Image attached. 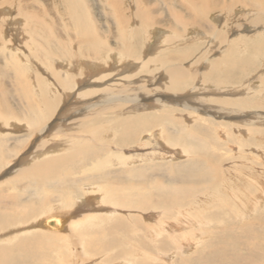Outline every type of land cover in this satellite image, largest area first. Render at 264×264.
I'll use <instances>...</instances> for the list:
<instances>
[{"label": "bare ground", "instance_id": "1", "mask_svg": "<svg viewBox=\"0 0 264 264\" xmlns=\"http://www.w3.org/2000/svg\"><path fill=\"white\" fill-rule=\"evenodd\" d=\"M18 1L20 2L15 7L12 0H0V26L7 23L9 19L6 16L10 11L6 7L7 3L18 9H16L17 13L12 14H21L23 7L20 5L25 4L26 1ZM120 1L122 5L126 1L127 8L134 4L133 16L137 18V22H140L138 27L129 26V18L123 15L124 9L122 5L120 6ZM147 1L44 0V8L36 10V13L39 16L41 12H44L48 18V25L42 16L33 20L35 21L33 24L30 11L29 13L26 11L29 16L25 15L23 25L19 27L20 30L23 26L25 36L21 33V40L17 41V44L12 42L11 36L8 35L7 38L5 35L9 32L6 33L5 29L0 27V82L4 83V89H0V108H3V110L0 109L2 126L0 127V170L10 167L11 159L18 156V152L29 142L28 138L35 133L41 136L46 135L52 130L53 125L46 122L53 119L55 110L53 108L62 101L61 97L64 99V97L74 96L75 104L82 105V108L75 111L76 114L70 121L72 132L76 133H69L64 127L55 126L57 129L54 132L62 140L59 145L66 144L67 149L52 152L42 148L45 152L39 151L38 158L31 155L30 159H25L26 161L21 159L18 164H14V167L4 172V177L9 173L12 175L8 176L10 178L7 179L8 186L0 190V264H61L60 261L64 257L60 258V249L64 250L60 254H70L71 260L67 264H175L178 257L182 259L181 256L188 249L200 246L202 237L207 232L206 226L213 221V213H208L213 197L220 202L223 199L220 196L222 193L229 195L231 200L228 202V208H231L233 218L237 220H242L241 218L246 216L248 218L256 210L260 212V208L264 207V165L259 169L220 166L221 168L217 169L219 174H217L214 167L208 165L205 158L199 155L209 152L210 158L221 163L223 159L219 157L220 152L229 149L235 150L241 157L245 156V160L250 162L254 159L259 160L260 165L264 162V125L261 127L264 122L258 121L263 118L264 91L262 89L264 86L247 85L248 92L242 94L241 98L236 97L239 96L237 95L239 91H233L236 93L230 92L231 89L229 92L228 90L220 91L224 89L222 86L232 83V80L235 82L234 76L238 79L235 83H239V79L245 73L258 66L256 61H262L261 65L264 67V59L260 57L264 48V39H262L264 37H257L260 28H255L264 19V7L260 8L259 13L249 15L247 23L251 26V31L250 27H245L247 30L243 29L249 32L248 35L234 39L236 46H229L228 52L232 53L231 51L236 49L238 54L236 56L239 57L233 59L228 53L225 61L220 62L217 59L202 61L203 58L197 55L191 57L190 51L196 47L198 43L196 38L200 37L198 35L185 37V46L177 47V50H180H176L177 52L171 45L162 50L166 37L161 39V36L166 35L165 32L157 30L158 33H151L156 40L152 43L148 41V34L153 24L155 26L165 22L169 23L167 27L170 28L172 22L183 24L187 17L189 20L202 22L200 25L206 24L204 13H201L204 2L203 6L196 8L194 5L196 3L192 0H156L158 3L153 2L151 7L152 12L156 14L150 15L148 11L152 4ZM263 1L253 0L251 4L257 7L263 5ZM27 2L30 1L27 0ZM141 2L147 3L145 9L142 7L144 10L140 8ZM38 3L35 1L33 5L36 9L39 6ZM210 3V6L204 7L205 14L211 6L217 7V0H211ZM60 4L63 6L61 11H58L57 7H60ZM173 4L178 10L173 8ZM27 5L25 7H28ZM163 9L167 10L166 15ZM184 12H187V17L181 14H185ZM60 15L65 18H59ZM20 18L21 16L19 20ZM218 18H213L212 22H218ZM51 23L63 25L61 31L64 35L61 33L59 35L58 31L56 33L52 27L50 29ZM9 24L17 26V23ZM206 25L204 27L207 29L211 27L209 24ZM45 29L49 32H45ZM220 32L209 33L213 38L212 41L220 42L223 39ZM262 34L264 36V32ZM175 37H177L176 34ZM110 41L114 45L111 43V46ZM249 45L254 49L253 53L249 52L250 58L243 55L245 52L248 53ZM142 49H145L144 52ZM118 56L120 61L125 59L132 61L118 68ZM7 60H11V64L7 63ZM54 61H60V63L53 66ZM199 62L207 63V73L203 74L198 67L195 69L198 74H201L202 82L206 85L211 83L219 88L220 92L214 91L210 94L235 97L207 98L209 101L206 99L207 102H205L202 99L199 102L197 97L207 94L196 90L198 82L194 84L193 81L198 76L192 75L186 70L187 67L182 65V63H188L189 66L194 67ZM40 65L43 66V70L39 69ZM114 68L121 70L117 74H124L122 78L120 76L116 79L112 76L116 73ZM135 69L137 73L129 74ZM262 70L264 72V68ZM27 71L34 73L32 80L23 75V72ZM155 71L164 72V74L154 75ZM125 73L128 74L125 75ZM140 74H148V76L139 77L142 80L141 84L139 79L134 81L133 78ZM260 76H263L264 81V73ZM128 80L131 82H123ZM201 86H198V89L202 88ZM204 89L205 87L202 90ZM159 90L162 92L166 90L173 95L170 96L166 92L162 95ZM14 91L19 94H13ZM15 95L19 99H16ZM147 96H154V99L152 98L154 101H150L149 97L145 98ZM63 101L65 105L63 108H65L67 102ZM148 101L158 103L161 110L150 111L156 107H152ZM167 103L176 104L178 108ZM202 109L207 111L205 113L213 110L211 112L222 114L238 115L236 112L251 114L245 118L238 116L240 125L228 126L226 123L211 120V114H207L211 116L210 118L199 115L198 110ZM173 114H177L176 116L180 119H174ZM189 117L197 121L195 125L192 124L193 127L186 124V119ZM16 124H23L24 127ZM8 127L15 129L16 135L6 130ZM227 128L230 129L227 130ZM232 128L238 135L247 133L249 136L246 141H243L242 137H236L238 143L230 149L220 139L224 134L227 136L231 134ZM161 137L169 147L178 148L166 150L164 143L162 144L160 140ZM215 140L217 144L214 143ZM45 142L47 141L43 140L42 145H46ZM245 146L249 149L244 150ZM229 150H227L228 153ZM254 151L257 154L260 153L258 157L251 156ZM180 156H183L185 161L172 164V161L179 159ZM160 162H167L170 169L176 170L175 174L165 178L171 183L156 180L155 173H145L148 169L154 170L156 166H161ZM182 171L188 174L181 175ZM216 177L219 183L212 188L209 187L210 184L207 185L206 190L209 192L196 188L197 184ZM145 179L148 181L142 183L141 180ZM174 181H182V184H194V186L184 187ZM1 182L3 180H0V185ZM8 192L13 194L8 195ZM98 198L100 200H97ZM98 203L99 209L91 208L92 204ZM37 207H42L41 211L51 207L70 210L65 212L56 210L55 213H49L37 219L38 212L35 211ZM101 210L104 211L100 212ZM157 216H160L159 221L152 220ZM261 224L258 223V227H261ZM57 239L59 241L63 239L65 245L56 247L57 251H54L56 255H51V259H46V256L44 258L47 246L55 248L52 242ZM252 240L254 242L248 244L249 247L256 245L257 239ZM13 241H15L14 244L8 245ZM56 243L60 242L56 241ZM210 243L211 241L208 244L211 245ZM225 245V249L230 247ZM165 248L172 251L173 260L178 256L175 262L171 256L166 255L168 251L164 250ZM65 249H68V252ZM196 252L200 254L204 251L202 248H196ZM182 260H184L182 263L189 264L187 257ZM197 260L204 262L203 264L208 263L207 258ZM199 261L195 264H202Z\"/></svg>", "mask_w": 264, "mask_h": 264}, {"label": "rangeland", "instance_id": "2", "mask_svg": "<svg viewBox=\"0 0 264 264\" xmlns=\"http://www.w3.org/2000/svg\"><path fill=\"white\" fill-rule=\"evenodd\" d=\"M14 1V6L16 5V6H18V3L20 2V1H18V0H12V2ZM26 2H25V4L24 3H21V5L20 6H22L23 7V9H22V11H21V14H16V15H14L15 13H17V11H16V9L17 8H14V7H11L10 5H9V3H7L6 4V7L10 10L9 11V14L7 13V17L9 18L8 19V21H7V23L5 22V23H3V25L2 26H0L3 30L5 29V31H6V33H7V31L9 32V33H5L4 35L5 36H7V38L9 37V36H11V40H12V42L14 43H16L17 41L19 42L21 39V37H22V34L21 33H23V35L25 36V33H24V31H23V26H21V29H22V31H21V29L19 30V27H20V25H23V23H24V21H25V15H28L29 16V14H31L30 16H32L31 17V19H32V23L33 24H35V21H33V20H37L38 18L37 17H40V16H42L43 17V20L45 21V22H47V25H48V18H47V16H46V14L44 13H40L39 14V16H38V14L36 13L38 10H42L43 8H44V0H28V1H30V2H27V0H25ZM35 1L36 2H39L38 3V8L36 9V7L35 6H33L34 5V3H35ZM146 1V0H145ZM149 1V3L151 2V4H152V6H150V8L151 7H153V4L156 2V3H158V1H153V0H148ZM148 1H147V3H148ZM194 3H196V4H194V5H196V8L197 7H199V6H203L202 7V12L201 13H204L203 14V17L204 18H206V20L204 21V23H206V24H209L211 27L210 28H205L204 27V25H206V24H204V25H200L202 22H195L194 20H189V18L186 16V15H188L187 14V12H184L185 14H183V13H181L183 16H186L187 17V20L185 21L186 23H187V25H185L186 23L184 22L183 24H181V23H176V22H172L171 24V27L169 28V27H167V25L169 24V23H165V22H162L161 23V25L159 24H155V26H154V24L151 26L152 27V29H150L151 31L149 32L150 34H148V37H149V42L150 43H152L154 40H156V37H153L154 35H152L151 33H158V31H161V32H165L166 33V35L165 34H163L161 37V39H163V37L165 38V41L166 42H164V44H162L163 46H162V50L163 49H166V47L167 46H170L171 45V47L173 46V47H175L174 48V50H175V52H177V51H180V50H177L178 48H179V46H183L184 44H185V42H186V38L187 37H192L193 35V37H197L196 35H198V36H200V37H198V38H196V42H198L195 46L196 47H194L193 49L194 50H191L190 51V55H191V57H194L195 55H197V56H199V57H201V58H203V59H201L202 61H204V59H206V60H211V61H213L212 59H217V60H219L220 62H223V61H225V56L229 53V55H230V57L231 58H233V59H237L239 56H236V55H238L237 54V52H236V49H235V51H231L232 53H230V52H228L229 51V48L233 45V47H234V45L236 46V44L234 43V39H238V38H241V37H244V36H246V35H248V33L249 32H246L245 30H243V29H246L247 30V28H245V27H250L249 28V30L251 31V26L249 25V23H247V19H248V17H249V15H252V14H257V13H259L260 11H261V9L260 8H263L264 7V4L263 5H260V6H252V2H253V0H217V7H213V6H211V8H208L207 10L209 11H206V14H205V10H206V8H204L206 5H211V0H192ZM207 1H209L208 3H207ZM41 2V3H40ZM96 2H97V0H96ZM154 2V3H153ZM204 2V4L202 5V3ZM220 2V4H218ZM264 2V1H263ZM27 3H29L28 5H27ZM32 3V4H31ZM142 3V6L140 5V8L141 9H145L146 8V2L143 4V2H141ZM24 4V5H23ZM250 4V5H249ZM8 5V6H7ZM25 5H27L28 7H25ZM41 5H42V7H41ZM61 6L60 7H57V9H58V11H61V7L63 6L62 4H60ZM122 5V3H121V1H120V6ZM126 5V6H125ZM156 5V4H155ZM209 5V6H210ZM225 5V6H224ZM15 6V7H16ZM131 6V7H130ZM129 6V8H127L128 6H127V3H126V1H124V5H122V8L124 9H122L123 10V12H124V16H125V18H129V21H130V24H129V26L131 25V27H133L134 25V28H136V27H138V25L140 24V22H137V18L136 17H134L133 15H134V11H135V7H134V4H131ZM173 6V8L175 9V10H178L177 8H176V6L173 4L172 5ZM10 7V8H9ZM143 7V8H142ZM13 8V9H12ZM34 8V9H33ZM131 8V9H130ZM222 8V9H221ZM143 9V10H144ZM212 9V10H211ZM18 10V9H17ZM37 10V11H36ZM55 10V9H54ZM142 10V11H143ZM152 10H153V8H151V9H149V14L150 15H153V14H156L155 12H152ZM164 11H163V13L166 15L167 14V10L166 9H163ZM253 10V11H252ZM26 11H27V13H29L28 11H30V13L29 14H27L26 13ZM33 11V12H32ZM264 11V10H263ZM166 12V13H165ZM178 12V11H177ZM244 12H246V13H244ZM12 13H14V14H12ZM33 13V14H32ZM250 13V14H249ZM35 14H36V16H35ZM57 14V13H56ZM129 14H131V15H129ZM97 15H99V13H97ZM196 15V14H195ZM219 15H221V16H219ZM12 18H11V17ZM21 16V18H20V20H19V17ZM207 17H208V19H207ZM215 17H219L218 18V22H216V23H214V22H212V19L213 18H215ZM59 18H61V19H64L65 17L64 16H61L60 15V17ZM131 18V19H130ZM221 18V19H220ZM14 19V20H13ZM17 19V20H16ZM22 19V20H21ZM60 19V20H61ZM196 19L198 20V18H197V15H196ZM19 20V21H18ZM189 20V21H188ZM208 20V21H207ZM223 20V21H222ZM245 20V21H244ZM13 21V22H12ZM15 21H18V22H15ZM20 21H22V23L20 22ZM103 20H101V22H102ZM188 21V22H187ZM211 21V22H210ZM17 23V26H15L16 24L15 23ZM190 22H192V23H190ZM9 23H13V24H15V25H12V24H9ZM137 23V24H136ZM175 23V24H174ZM220 23V24H219ZM4 24H5V26H4ZM224 24V25H223ZM242 24V25H241ZM248 24V25H247ZM12 25V26H11ZM19 25V26H18ZM50 26H49V28L51 29V27L53 28V30L57 33V31H58V33H59V35H60V33H61V35H64L62 32L63 31H61V29L63 28V25H58V23L57 24H49ZM54 25V26H53ZM57 25H58V27H57ZM181 25V26H180ZM182 25H183V27H182ZM212 25H214L215 27H217V28H214ZM222 25V26H221ZM13 26H15V27H13ZM160 26V27H159ZM164 26H166V27H164ZM185 26V27H184ZM207 26V25H206ZM244 26V27H243ZM257 27H255V28H260V32L258 33V36L257 37H264L263 36V34H262V32H264V19H262V21L260 22V23H258L257 25H256ZM259 26V27H258ZM6 27H7V29H6ZM56 27V28H55ZM65 27V26H64ZM159 27V28H158ZM164 27V28H163ZM179 27H181V28H179ZM222 29H221V28ZM15 28V29H14ZM17 28H18V30H17ZM11 29H14V30H11ZM210 29V30H209ZM46 31L45 32H49V30H47V29H45ZM153 30V31H152ZM158 30V31H157ZM168 30V31H167ZM190 30V31H189ZM208 32H207V31ZM214 30V31H213ZM221 31L222 30V32H220L222 35H223V39L220 41V42H216V41H212L213 40V38L210 36L211 34H213V33H215L216 31ZM12 31V32H11ZM21 31V32H20ZM53 31V32H54ZM206 31V32H205ZM209 31H212V32H209ZM14 32H16L15 34H13ZM19 34H18V33ZM54 32V34L56 35V33ZM178 32V33H177ZM194 32V33H193ZM242 32V33H241ZM196 33V34H195ZM199 33V34H198ZM203 34V36H202V34ZM205 33L207 34L206 36H205ZM209 33H211V34H209ZM235 33H237V35H235ZM239 33V34H238ZM21 34V35H20ZM175 34H176V36L177 37H175L174 38V36H175ZM179 34V35H178ZM251 34V33H250ZM249 34V35H250ZM9 35V36H8ZM58 35V34H57ZM174 35V36H173ZM181 35H183V36H181ZM244 35V36H243ZM168 36V37H167ZM240 36V37H239ZM151 37V38H150ZM179 37H181L180 38V40H178L179 39ZM186 37V38H185ZM203 37V38H202ZM207 37V38H206ZM235 37V38H234ZM15 38H17V39H15ZM184 38V39H183ZM14 39V40H13ZM167 39V40H166ZM226 39V40H225ZM262 39H264V38H262ZM172 40V41H171ZM176 40V41H175ZM225 40V41H224ZM148 41H147V43H148ZM176 42V43H174V42ZM209 41V42H208ZM248 41V40H247ZM179 42H181V43H179ZM216 42V43H215ZM222 42V43H221ZM262 42H263V40H262ZM111 41H110V45H111ZM174 43V44H173ZM209 43H211V44H209ZM212 43H214V44H212ZM17 44V43H16ZM169 44V45H168ZM179 44V45H178ZM112 45H114L113 43H112ZM111 45V46H112ZM165 46V47H164ZM185 46V45H184ZM230 46V47H229ZM178 47V48H177ZM249 47V51H248V53L247 52H245V53H243V55L244 56H246V57H248V58H250L251 57V55L249 54V52L250 53H253L252 51H254V49H253V46H248ZM211 50H210V49ZM218 48V49H217ZM204 49V50H203ZM144 50L145 49H142V52H144ZM177 50V51H176ZM207 51V52H206ZM205 53V54H204ZM211 53V54H210ZM221 53H223V54H221ZM201 54H203V55H201ZM232 54V55H231ZM218 55H219V57H218ZM234 55V56H233ZM206 57V58H205ZM260 57H262L263 59H264V48H263V50H262V55L260 56ZM196 58V57H195ZM261 58V59H262ZM120 58H119V56H118V59L117 60H119ZM208 60V61H209ZM9 61V62H8ZM112 61V60H111ZM132 60H122V61H120L119 60V62H118V64H119V66H118V68L122 65V64H124V63H130ZM113 62V61H112ZM122 62V63H121ZM257 62V64H258V66L256 65L255 66V68H252V69H250L249 71H248V73H245L244 74V76L241 78V79H239V83H235V82H237L238 81V79H237V76H236V78H235V76L233 77L235 80V82H233V80H232V83H229V84H227V85H225V86H222L224 89H221L220 91L221 92H225L226 90H228L227 92H229L230 91V89H231V91L230 92H233V91H239V92H237V95H239V96H236V97H242V94H245V92L247 93L248 91H247V85H251V87H254V86H256V87H258V86H264V81L262 80L263 78V76L261 77L260 75L261 74H263L264 72H263V68L264 67H262V61H256ZM263 62H264V60H263ZM7 63H9V64H11V60H7ZM58 63H60V61L59 62H57V61H54V63L53 64H55V65H53V66H57V64ZM121 63V64H120ZM135 64V63H134ZM264 64V63H263ZM63 65H64V63H63ZM182 65L185 67H187V69L186 70H188L192 75H197L198 77H196V79L193 81V83L194 84H197L196 82H198V84L196 85L197 86V89L196 90H200L202 93H205V94H207L206 96H204V95H202V96H198L197 97V99L199 100V102H200V100H202V99H204L205 100V102H207V101H209L208 99H215V98H225V97H227V98H232V97H235V96H222V95H219V96H215V95H212V94H210L211 92L213 93L214 91L216 92H220L218 89L219 88H217V87H214L211 83H207L208 85H206V83L205 82H202L203 81V79H201L200 77V73L198 74V72H196L195 71V69H197V67L202 71V73L203 74H205V73H207V69H206V67H207V63H205V62H199V64L198 65H196V66H189L188 65V63H182ZM264 66V65H263ZM43 66H41L40 65V68L39 69H41V70H43V68H42ZM191 67V68H190ZM201 67V68H200ZM22 68H24V67H22ZM115 69L114 68V72H116V73H113L112 74V76L114 77V78H116V79H118V78H120V76H121V78L123 77V75H118L117 73H119L121 70H119V69ZM152 68H153V66H152ZM39 71V73H41V71L40 70H38ZM137 71V69H135V71L133 70V72L132 71H130L129 72V74H133V73H137L136 72ZM44 73V72H43ZM158 73H161L160 75H162V74H164V72H159V71H155L154 72V75H158V76H160ZM197 73V74H196ZM27 74H28V76H27ZM30 74H32V75H30ZM126 74H128V73H125V75ZM23 75L24 76H26L27 78H29V80H32V76L34 75V73H31V72H29L28 73V71L27 72H23ZM43 75H45V74H43ZM143 74H140V75H137L136 76V78H135V76H133V78H134V81L136 80V79H139L140 80V78L139 77H143V76H148V74H144L143 76H142ZM150 75H152V74H150ZM149 75V76H150ZM166 75V74H165ZM26 77H24V78H26ZM166 78V81H167V76H165ZM259 77V78H258ZM132 77H131V79H133ZM151 78V77H150ZM197 78H200V79H197ZM247 78V79H246ZM251 78V79H250ZM258 78V79H257ZM130 79V80H131ZM243 79V80H242ZM245 79H246V81H245ZM130 80H128L127 82L126 81H123V82H125V83H128V82H131ZM248 80V81H247ZM251 80V81H250ZM244 83H242V82ZM245 81V82H244ZM141 82H142V80H140V84H141ZM231 82V81H230ZM200 83V84H199ZM205 83V84H204ZM232 84H233V87H232ZM200 85H202L201 87L202 88H200V89H198V86H200ZM231 85V86H230ZM191 86H192V84H191ZM191 86L190 87H188V89L190 90L191 89ZM205 87V89L204 90H202L204 87ZM229 86V87H228ZM239 86V87H238ZM242 86H244L243 88H242ZM134 87V86H133ZM149 87V86H148ZM214 88V89H213ZM236 88V89H235ZM239 88V89H238ZM240 88H241V91H240ZM263 88V87H262ZM0 89H4V83H3V81H1L0 82ZM7 89H9V87H7ZM157 89H158V87H157ZM233 89V90H232ZM161 90V89H160ZM159 90V91H160ZM208 90H210V91H208ZM263 91H264V89H262ZM162 91H163V89H162ZM162 91H160L161 92V94L162 95H165L164 93L166 92V94H168V95H173L172 93H170V92H167L166 90L164 91V92H162ZM243 91V93H241ZM186 92H190V91H186ZM236 92H233V93H236ZM170 93V94H169ZM13 94H19V92H17V91H14L13 92ZM16 99H19V97H17V95H15L14 96ZM149 97V99H151L150 101H154V100H152V98L154 99V96H147V97H145V98H148ZM199 97H200V99H199ZM206 97V98H205ZM240 97V98H241ZM208 98V99H207ZM61 99H62V101L60 102V103H58V104H56L55 106L57 107L58 106V108H56L55 106H54V108H53V110H54V115H53V119H50V121L48 122H46V124H49V125H53L52 126V130H50L49 132H47L46 133V135H39V133H35L34 135H32L30 138H28V140H29V142H27V144H28V146H27V144L18 152V156L15 158H13V159H11V162H12V164L10 165V167H14L15 165L14 164H18L20 161L19 160H21V161H26L25 159H30V157H31V155H35L36 157H37V155L38 154H40V152H45V151H52L53 152V150H61V149H67L68 148V146L66 145V144H63V145H59V143L61 144L62 143V140H61V138H60V136L59 135H57L56 136V134H55V130L57 129L56 127H60V128H63L64 127V129H66V130H68V132L69 133H76V132H72V129H71V123H70V121H71V119H73L74 117H72V116H74V114H76L75 113V111L77 110V109H79V108H82V105H76L75 104V97L73 96V97H64V99L61 97ZM206 99H207V101H206ZM63 100H65L66 102H67V106L65 107V108H63L65 105H63L64 104V101ZM150 101H148V103L150 102ZM152 107L154 106V107H156V108H153V109H150V111H152V112H154V111H158L159 109H160V106H159V104L157 103H154V102H150L149 103ZM169 104H172V103H167V105H169ZM76 105V106H75ZM173 106H175L176 104H172ZM172 105H171V107H172ZM176 108H178L177 106H175ZM62 108V109H61ZM1 110H3V108L1 107L0 108ZM58 109V110H57ZM157 109V110H156ZM168 109H172V108H168ZM174 109V108H173ZM161 110V109H160ZM204 109H202V110H198V114L199 115H202V116H204V117H211V116H207V114H211L212 115V117L210 118L211 120H213V121H215V122H221V123H226V125H228V126H230V125H232V126H234V124L236 125H240L239 124V122H238V120H239V118H238V116L239 117H241V118H245L246 116H248V114L250 115L251 113H249V112H236V113H238V115L236 114V115H234V114H222V113H219V112H217V113H214V112H211V111H213V110H210V113H205V112H207V111H205L204 110V112H202ZM252 112H254V111H252ZM146 113V112H145ZM219 113V114H218ZM245 113V114H244ZM194 114H196V115H198L197 113H194ZM240 114V115H239ZM173 115H175V116H172L174 119H178L179 118V116H176L177 114H173ZM222 115H223V117H222ZM243 115V116H242ZM51 116V115H50ZM214 116V117H213ZM225 117H228V118H225ZM262 119H260V120H258V121H262L263 120V122H264V112H263V115H262ZM55 118V119H54ZM180 119V118H179ZM63 120V121H62ZM257 120V119H256ZM188 121V122H187ZM226 121V122H225ZM229 121V122H228ZM192 122V123H191ZM197 121H196V119L194 120V118H191V117H189V118H187L186 119V124H188V125H190L191 127H193V125H195V123H196ZM228 123V124H227ZM193 124V125H192ZM16 125H18V126H23L24 127V125L23 124H16ZM197 125H200V124H197ZM263 125L264 124H262V126L261 125H259V127L261 126V127H263ZM56 126V127H55ZM67 126V127H66ZM0 127H2L1 126V123H0ZM54 128V129H53ZM230 128H227V130H229ZM246 130H247V128H245ZM2 130H3V128H2ZM6 130H8L9 132H11V133H13V134H15L16 133V131H15V129H13L12 127H8V129H6ZM71 130V131H70ZM5 131V130H4ZM232 132H231V134L229 133V135L227 136V135H225L224 134V136L220 139V141L223 143V142H225L224 143V145L225 146H227V147H230V149H231V147H232V149H233V147H235L236 145H237V140L235 139L236 137H242L241 139H243V141H246V139H247V137L249 136L247 133L244 135V134H239L238 135V133H236V131L234 132V130H233V128H232V130H231ZM215 132V131H214ZM244 132V131H243ZM223 134V133H222ZM232 134H235V135H233L232 136ZM16 135V134H15ZM18 135V134H17ZM198 135V134H197ZM237 135V136H236ZM12 136V135H11ZM10 136V137H11ZM41 136V137H40ZM230 136H232V138L230 137ZM243 136H244V138H243ZM35 139H34V138ZM212 137V136H211ZM59 138V139H58ZM213 138V137H212ZM206 139H207V137H206ZM214 139H216V138H214ZM43 140H46L47 142H45L46 143V145L44 144V145H42V142H43ZM51 142H49V141ZM57 140V141H56ZM160 140H161V142H162V144L166 147V150L167 149H169L170 148V150L171 149H173V148H178V147H176V146H172L173 148H171V147H169L168 145H167V143L162 139V137L160 138ZM213 140V139H212ZM226 140H227V142H226ZM55 141H56V143H55ZM211 141V140H210ZM214 141V140H213ZM212 141V142H213ZM234 142L233 144L232 143H230V142ZM228 142H229V144H228ZM34 143V144H33ZM214 143H216L217 144V141L215 140V142ZM57 144V145H56ZM221 144V143H220ZM219 144V145H220ZM226 144H228V145H226ZM236 144V145H235ZM41 145L43 146V147H41ZM218 145V146H219ZM230 145V146H229ZM65 146V147H64ZM224 146V147H225ZM38 147V148H37ZM40 148H41V150H42V148L45 150H40ZM57 148V149H56ZM179 148H181V146H179ZM248 147H244L243 149L244 150H248L247 149ZM50 149V150H49ZM23 150V151H22ZM33 150H35V151H33ZM227 150H229V149H226L224 152L223 151H221L220 152V159H223V161L220 163L219 161H215L214 159H212V158H210V153L209 152H204L203 154L202 153H200L199 155L200 156H203L204 158H205V162L208 164V165H211V167H214V169H215V171H216V173L217 174H219V171L217 170L218 168H250V167H252V168H262L263 166L262 165H264L263 163L264 162H262V164L260 165V162H259V160H255L254 158V160L252 161V162H250L249 160H245L246 159V157L244 156V157H241V156H239L238 155V153H236L235 152V150L233 151H230L229 153H228V151ZM37 151H38V153H37ZM40 151V152H39ZM172 151H174V150H172ZM246 152V151H245ZM248 152V151H247ZM25 153V154H24ZM223 153V154H222ZM234 153V154H233ZM236 153V154H235ZM197 155H198V153H196ZM224 154H228V155H224ZM258 154H260V153H258ZM258 154H257V152H253L252 154H251V156H253V157H258ZM183 155V154H182ZM229 155H232V156H229ZM206 156H208V157H206ZM227 156H229L228 158H227ZM236 157V158H235ZM241 157V158H240ZM38 158V157H37ZM36 158V159H37ZM231 158H232V160H231ZM237 158H239V160H237ZM9 159V160H10ZM243 159V160H242ZM231 160V161H230ZM233 160H235V162L233 161ZM16 161H18V162H16ZM183 161H185V159H184V157L183 156H180V158L179 159H175V161H172V164H174V163H178V162H183ZM228 161V162H227ZM244 162V164H243V162ZM6 163V162H5ZM156 163H158V162H156ZM163 163V164H162ZM220 163V164H219ZM228 165H227V164ZM231 163V164H230ZM252 163V164H251ZM259 165H258V164ZM159 164V163H158ZM160 164H161V166H159V167H157L156 166V168L154 169V170H152V169H148L145 173H148V174H151V173H155L154 175H155V177L157 178L156 180H163L165 183L167 182V183H171V182H169V181H167L166 179H167V176L168 175H171V174H175V171L176 170H173L172 168L170 169V167L169 166H167V162H160ZM240 164V165H239ZM250 164V165H249ZM225 165H226V167H225ZM235 167H234V166ZM246 165V166H245ZM165 166H167L166 168H165ZM205 165H203V167H204ZM215 166H217V167H215ZM221 166V167H220ZM254 166V167H253ZM259 166V167H258ZM10 167H8V168H3L2 170H0V180H3V182H1V185H0V190H2V189H4V188H6V186H8V180L7 179H10L9 177L12 175V174H7V176H5V177H8V178H5L4 177V172H6V171H8L9 169H10ZM202 167V168H203ZM67 168H71V167H67ZM13 173V172H12ZM145 173L143 174V176L142 177H144V175H145ZM178 173V172H177ZM180 174L181 175H184V174H188L187 172L185 173V172H180ZM2 176V177H1ZM176 177V176H175ZM218 177H219V175H218ZM3 178V179H2ZM166 178V179H165ZM6 179V180H5ZM177 179H178V177H177ZM180 179V178H179ZM217 177L216 178H214V179H211V180H208L209 181V183H208V181L207 182H202V183H199V184H197V186H196V188H199V189H201V190H203V189H205L206 190V188L209 186V184H210V188H212V187H216V183L218 184L219 183V180H218V182H217ZM146 181H148L147 179H145V180H141V182L142 183H145ZM215 182V183H214ZM174 183H176V184H178V185H180V184H182V181H178V182H175L174 181ZM203 184H205L206 185V187H205V185H203ZM182 185H184V187H186V186H194V184H188V185H185V184H182ZM208 185V186H207ZM208 189V188H207ZM204 190V191H205ZM207 192H209L208 190H206ZM7 194V193H6ZM9 194H13V192H8V195ZM210 194H212V193H210ZM223 199H222V201H216V199L217 198H215V197H213L212 198V201H211V203L209 204L210 205V208H208V213L209 214H212L213 213V215H212V218H213V221L208 225V226H206L207 228L205 229V231L207 230V232H206V234L202 237V242L199 244L200 246H195V247H193V248H190V249H188L187 250V252L184 254V255H182L181 257H183L182 259H184L185 257H187V259H189V261H188V263L189 264H195L196 262H198L199 260H197V259H204V258H207V260H208V263H206V264H251L252 262H254V264H264V241H263V238H264V207H261L260 208V212H259V210H256L253 214H251V215H249L248 216V218H247V216L246 217H243V218H241L242 220H237V219H234L233 218V213H232V210H231V208H228V202L231 200V197L229 196V195H226L225 193L223 194H221L220 195ZM225 196H226V198H225ZM229 198V199H228ZM225 199H227V200H225ZM97 200H100L99 198L97 199ZM216 201V202H215ZM225 201H227V202H225ZM22 202H23V200H22ZM226 204H225V203ZM221 203V204H220ZM222 203H224V204H222ZM99 205V203L98 204H92V206H91V208L92 209H94L95 208V210H97V209H99L98 207H100V206H98ZM218 205V206H217ZM41 206H43V205H41ZM217 206V207H216ZM40 208V209H39ZM60 207H58V208H56V207H51L50 209H48V210H45V211H41L42 210V207H37V209L35 210V211H37L38 213V215H36L37 216V219H40V218H42V217H44V216H46V215H49V213L51 214V213H55L54 211H56V210H63L62 212H65V211H69L70 209H59ZM74 209V208H73ZM210 210V211H209ZM73 211V210H72ZM102 211H104V210H101L100 212H102ZM213 211V212H212ZM231 212V213H230ZM261 213V214H260ZM218 214V215H217ZM256 214V215H255ZM161 216V215H160ZM160 216H157V217H155V218H153L152 220H155V221H159L160 220ZM225 216V217H224ZM257 217H259V218H257ZM260 217H262V219L260 220ZM219 218V219H218ZM246 218V219H245ZM157 219V220H156ZM164 219H166V218H164ZM245 219V220H244ZM256 219H257V221L258 220H260V222L258 221H256ZM234 220H236V221H234ZM253 222L254 221V223H252L251 221ZM151 222H153V221H151ZM233 222V223H232ZM251 222V223H250ZM242 225H241V224ZM255 223H256V226H255ZM258 223H262L261 225V227H258ZM243 224H244V227H243ZM247 227H246V226ZM233 226V227H232ZM252 226V227H251ZM254 226V227H253ZM231 227V228H230ZM241 227V228H240ZM40 228V227H39ZM209 228V229H208ZM245 228H247V229H245ZM249 228H251V229H249ZM262 228V229H261ZM41 229V228H40ZM242 229H244V231L242 230ZM212 230V231H211ZM221 231H223V232H221ZM5 232V231H4ZM211 232V233H210ZM213 234V235H212ZM222 234H223V236H222ZM257 235V236H256ZM248 236V237H247ZM215 237V238H214ZM217 237V238H216ZM209 238V239H208ZM257 239V241H256V245L255 246H253V247H249V245L248 244H250V243H252V239ZM260 240H259V239ZM218 239V240H217ZM233 239H234V241H233ZM243 239V240H242ZM207 240V241H206ZM209 240V241H208ZM246 240H247V243H246ZM56 241H58V242H60V243H56ZM211 241V245H209L208 243ZM216 241V242H215ZM229 241H231V242H229ZM233 241V242H232ZM238 241V242H237ZM260 242V244H259V242ZM263 241V242H262ZM208 242V243H207ZM214 242H215V244H214ZM235 242V243H234ZM254 242V241H253ZM261 242H262V244H261ZM15 243V241H13V242H11V244L9 243L8 245H12V244H14ZM52 243H54L55 244V248H51V247H49V246H47V249H46V251L44 252L45 254H44V258H45V256H46V259H48V258H50L51 259V255H56V252H54V251H57L56 250V247H61V246H63V245H65V244H63V239L62 240H54V242H52ZM227 243V244H226ZM233 243V244H232ZM48 244H50V243H48ZM58 244V245H57ZM67 244V243H66ZM214 244V245H213ZM226 244V245H225ZM233 246H232V245ZM51 245H53V244H51ZM208 245V247H206V246ZM224 245L227 247L228 245L230 246V247H227V249H225V247H224ZM213 246V247H212ZM262 246V247H261ZM206 247V248H205ZM246 247H247V249H246ZM126 248V247H125ZM124 248V249H125ZM196 248H202L203 249V253H197L196 252ZM69 249H71V247L69 246ZM248 249H249V251H248ZM251 249V250H250ZM67 252H68V249H65ZM164 250H166V251H168L167 253H166V255L168 254V257H172L173 255H172V251H170L169 250V248H165ZM198 250V249H197ZM234 252H233V251ZM64 250L63 249H60V252H63ZM170 251V252H169ZM194 251V252H193ZM60 252H59V255H60V258L61 257H64L63 259H61V261H60V263L61 264H63V263H65V264H67L68 263V261L69 260H71V259H69L70 258V254L69 253H64V254H60ZM196 252V253H195ZM227 252H229V253H227ZM263 253V254H262ZM169 254H171V255H169ZM177 254V253H176ZM175 254V256H177ZM188 254V255H187ZM262 254V255H261ZM68 256V257H67ZM200 256V257H199ZM174 257V256H173ZM173 257H172V260H173ZM178 257V256H177ZM177 257H175L174 258V262H175V259H177ZM66 258H67V260H66ZM182 259H179V257H178V259L176 260V262H175V264H187V263H182L184 260H182ZM259 259V260H258ZM179 260H181L180 262H179ZM191 260H192V262H191ZM195 260H197V261H195ZM225 260V261H224ZM262 260V261H261ZM45 261V260H44ZM63 261H65V262H63ZM228 261V262H227ZM70 262V261H69ZM251 262V263H250ZM257 262V263H256ZM199 263H204V262H201V261H199ZM84 264H86V263H84Z\"/></svg>", "mask_w": 264, "mask_h": 264}]
</instances>
